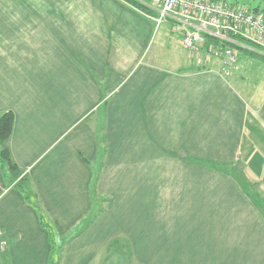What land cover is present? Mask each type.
<instances>
[{"label": "crops", "instance_id": "crops-1", "mask_svg": "<svg viewBox=\"0 0 264 264\" xmlns=\"http://www.w3.org/2000/svg\"><path fill=\"white\" fill-rule=\"evenodd\" d=\"M152 20L123 0H0L3 146L49 225L0 169V264H264V62L245 61L264 53L245 46L228 77L133 68Z\"/></svg>", "mask_w": 264, "mask_h": 264}, {"label": "built area", "instance_id": "built-area-1", "mask_svg": "<svg viewBox=\"0 0 264 264\" xmlns=\"http://www.w3.org/2000/svg\"><path fill=\"white\" fill-rule=\"evenodd\" d=\"M147 6L156 11L152 16L156 26L173 22L181 47L198 57L203 55L205 65L214 61L209 69L223 77L231 74L238 59V50L231 43L264 53V18L244 5L227 0H149ZM207 35L217 42L201 50ZM196 62L198 66L200 59Z\"/></svg>", "mask_w": 264, "mask_h": 264}, {"label": "rangeland", "instance_id": "rangeland-1", "mask_svg": "<svg viewBox=\"0 0 264 264\" xmlns=\"http://www.w3.org/2000/svg\"><path fill=\"white\" fill-rule=\"evenodd\" d=\"M229 2H238L235 3L234 5H244V6H255V5H259V7H263L264 8V1L262 0H227ZM152 28L153 31L151 33V35L149 36L148 39V45L147 48L144 52V54L142 55V57L139 59L138 63L133 66L136 67V69H142L143 67H147L148 64H151L150 61L153 59H157V58H161L163 59L162 61H164L163 65L158 66V68L163 69L165 71H170L171 69H180L181 72L186 68L183 67H190L193 66V68H197L199 66L200 69H204V68H210L211 66H213V62L212 63H206L203 64V59L202 56L203 55H199V57L197 56V58L200 59V64L197 66V62L194 61L195 57L193 55H190L189 51L186 49H183L181 47H179L177 45V41H178V34H177V30H175L174 25L172 23L169 22H162L161 24H159L158 26L155 25V22L152 20ZM243 50L238 49V53L242 52ZM176 53L178 54V57H183L185 58L188 57V62H190L188 64V62H184L182 60H180V62L177 64L175 59H177ZM200 53V52H199ZM160 55V56H158ZM239 55V54H238ZM242 56V55H240ZM242 59H244L242 57ZM191 60V61H190ZM246 63H250V67L254 64L255 66H259L260 64H262L264 62V59L259 57V56H245V61H247ZM187 61V60H186ZM190 65V66H189ZM157 66V65H156ZM178 66V67H177ZM187 67V68H188ZM249 68V67H246ZM256 72H260V70H262V67L259 66V68L254 67ZM253 69V68H252ZM252 69H248V70H252ZM189 71V70H187ZM244 72H248L247 69L244 68ZM254 73V72H252ZM132 72L127 76L126 80L127 84H131L135 82V77L136 74H132ZM249 75V74H248ZM251 78H245V81H250ZM46 100V99H45ZM62 100V99H61ZM55 101V99L53 100V102ZM66 101H70L72 104V109L70 111V113H67V120L65 121V123H71L73 125H77L82 123V120H84V118H80L81 114H80V110L81 107L83 105V103H87L89 102V99H83L79 96V94H73L72 97L70 99H66ZM92 117H96L99 116L101 117L102 114V109L101 108H97V110L94 108L91 110ZM101 120L99 119L98 121V132L101 134V131L103 129V127H101ZM103 134V133H102ZM100 137L102 135H99ZM103 137H102V142H103ZM240 163H233L232 166L234 168V170L237 172V174H241L240 170L241 167L239 166ZM216 166L218 167H224V164L222 163H215ZM94 170V168H93ZM20 177V176H19ZM19 177H17L16 179H11L14 180L13 183L15 185L16 181H20L21 183H23L22 181H24L25 179L22 177L19 180ZM12 178V177H11ZM24 184V183H23ZM251 185V184H250ZM253 186V185H252ZM253 189V188H252ZM94 191V201L97 203L96 205H101L102 201L104 203L105 198L103 199L100 195H97ZM96 197V198H95Z\"/></svg>", "mask_w": 264, "mask_h": 264}, {"label": "trees", "instance_id": "trees-1", "mask_svg": "<svg viewBox=\"0 0 264 264\" xmlns=\"http://www.w3.org/2000/svg\"><path fill=\"white\" fill-rule=\"evenodd\" d=\"M124 2L130 4L131 6H134L135 8H137L138 10H140L143 13L148 14L149 16H155L156 15V11L151 9L149 6H147V3H149V0H123ZM264 1V0H262ZM233 4L238 3V2H231ZM248 8V10L253 11L256 14L262 15L264 18V8L263 7H259V5H255V6H246ZM169 23H172L174 25L173 22L171 21H166ZM235 39H237L238 42H243L239 39V37H235ZM217 41L214 40V38H212L211 36L207 35L205 38V42L203 43L201 50H204L209 44L211 43H216ZM233 46H235L238 49H245V46L242 45H238L236 43H231ZM239 54V53H238ZM12 124H13V115L11 111H5L0 113V169L4 172L7 171V176H8V181L9 182H13L14 180L11 179H16L17 177L20 176L19 170L17 169L15 163L12 161L9 152L7 151V149L3 146L4 142L7 140V138L9 137L10 133H11V129H12ZM5 174V173H4ZM6 175V174H5ZM12 177V178H11ZM23 176L19 177V180L22 178ZM240 176H237V179L240 180ZM22 180V179H21ZM23 182V181H22ZM24 183V182H23ZM21 183L20 181H16L15 185L19 188V190L21 191L24 199L38 212V215L40 217V221L41 224H44L43 222V214L40 212L39 210V206L38 203L35 201V197L34 195H32L31 191H29L27 189V187L25 186V184ZM46 227L49 228L48 223L44 224ZM50 262L53 264L55 259H53L52 255L49 257Z\"/></svg>", "mask_w": 264, "mask_h": 264}]
</instances>
